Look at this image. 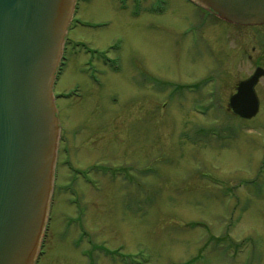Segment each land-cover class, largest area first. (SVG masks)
I'll use <instances>...</instances> for the list:
<instances>
[{
    "label": "rangeland",
    "instance_id": "rangeland-1",
    "mask_svg": "<svg viewBox=\"0 0 264 264\" xmlns=\"http://www.w3.org/2000/svg\"><path fill=\"white\" fill-rule=\"evenodd\" d=\"M205 16L188 0H79L54 88L82 92L59 105L34 264H264V106L250 122L228 109L253 66L222 22L188 33Z\"/></svg>",
    "mask_w": 264,
    "mask_h": 264
},
{
    "label": "water",
    "instance_id": "water-1",
    "mask_svg": "<svg viewBox=\"0 0 264 264\" xmlns=\"http://www.w3.org/2000/svg\"><path fill=\"white\" fill-rule=\"evenodd\" d=\"M238 25L264 0H192ZM76 0H0V264H34L48 224L60 127L54 85ZM262 68L240 82L233 113L259 112Z\"/></svg>",
    "mask_w": 264,
    "mask_h": 264
},
{
    "label": "flooded vegetation",
    "instance_id": "flooded-vegetation-1",
    "mask_svg": "<svg viewBox=\"0 0 264 264\" xmlns=\"http://www.w3.org/2000/svg\"><path fill=\"white\" fill-rule=\"evenodd\" d=\"M156 1H160V0H156ZM162 1L164 2L165 0H162ZM188 1L190 3L197 5L196 3L192 2L191 0H188ZM78 3H79V0L77 2L76 8L78 7ZM204 10L206 11L207 16L201 17L199 24H195V23L191 24L192 27L189 28L188 33L196 30L197 28L200 29L204 24H205V26H207L210 23V20L222 22L223 27L225 28V31L223 32L224 34L222 33V37H223V40H226L225 42L227 43V44H225V42H223L225 48L229 49L228 44L229 43L232 44L233 51H232V49H230V51H232V55L231 54L230 55L234 57L235 61L236 60L239 61L241 59H243L244 61L247 60L253 66L252 71H249L248 74L243 75L242 78L240 79V81L236 84L235 91L232 93V95H233L234 93H236L238 86H239V83L243 80L248 79L255 72V70H257V68H262L264 70V22L261 24H254V25H238V24H234V23L228 22V21L220 18V16H218L216 13H214L210 10H206V9H204ZM74 21H75V19H73L72 24L74 23ZM72 24H71L70 28L72 27ZM244 28L256 29V32L254 31L255 33L253 32V34H252V38L255 39L256 44H254V42H252V44H254V45L250 46L246 42V34L248 35V33H246L247 31L246 32L243 31ZM217 38H219V36ZM209 42H210V47H211L213 43L211 40H209ZM69 43H70V40L67 38L66 45H65V52H66V49H67V46ZM79 45L85 46V43L81 42V43H79ZM257 51H258V54L256 55L255 53ZM64 58H66V54L63 56V59ZM97 59L100 60V61H98V66L101 69L106 70L105 67L107 69H109L108 68V62L105 61L106 56L100 55ZM118 69H119V67H117V66L114 67V69L112 68L113 71H117ZM61 72H62L61 70L58 72V75H57L58 78H59V75ZM56 81H57V78H56ZM263 84H264V74L258 80V82L256 83V85L254 87L255 93H256L258 100H259V111L264 106V104L262 102V94L264 91L262 88ZM143 88L145 89V86L144 87L142 86V89ZM54 92L56 95L57 105L59 107L60 102H62V101H70L74 97H81L80 95H81L82 91H81V89H78V88L74 89L72 91H67V90H65V91L57 90L56 91L54 88ZM232 95H230V97ZM230 97H229V99H230ZM228 109L231 110L229 102H228ZM61 112L62 111L59 107V115L61 114ZM244 121L246 122V120H244ZM248 122H250V121H248ZM74 172H77L78 175H82V176L84 174L83 169L82 170L75 169ZM242 244H244V243H242ZM238 251H242V249H240V250L238 249Z\"/></svg>",
    "mask_w": 264,
    "mask_h": 264
}]
</instances>
